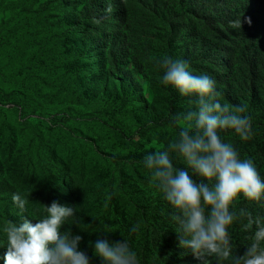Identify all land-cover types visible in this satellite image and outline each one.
<instances>
[{
	"label": "trees",
	"instance_id": "16d2710c",
	"mask_svg": "<svg viewBox=\"0 0 264 264\" xmlns=\"http://www.w3.org/2000/svg\"><path fill=\"white\" fill-rule=\"evenodd\" d=\"M18 4L22 10L17 15L0 18V92L14 97L22 113L41 109L35 99L39 91L46 105L64 107L44 118L52 128L49 143L41 142L34 152L27 148L20 152L22 173L37 190L45 192L57 181L67 196L76 194L60 170L55 150L60 142L76 147L78 107L105 119L115 133L130 134L143 143L158 140L166 147L177 138L179 128L172 125V117L194 110L196 97L182 96L161 83L164 70L158 61L165 55L184 61L189 57L194 75L215 79L223 103L247 106L252 138L242 141L232 131L222 135L241 158L253 160L264 179V0H18ZM238 19L241 28L230 27L229 22ZM83 32L88 38L79 42ZM102 73L113 75L115 85L131 74L143 86L163 88L165 114L144 121L128 85L113 92H108V85L98 89ZM4 135L0 130V144ZM100 147L90 141L89 154L104 161L107 181L73 201L80 214L62 230L82 235L80 248L89 255L88 242L109 231L110 241L129 242L140 264H199L189 250L179 247L178 225L172 220L176 210L150 186L144 158L118 161ZM155 150L152 147L150 153ZM170 158L174 167L187 168L176 153ZM20 187L11 182L0 191V222L6 220L8 204ZM240 209L264 217V201L241 196L236 211ZM245 223L246 216L229 229L234 255H242L252 242L248 237L253 232L244 230ZM134 226L137 232L131 231ZM93 264H99L98 259ZM210 264H217L215 257Z\"/></svg>",
	"mask_w": 264,
	"mask_h": 264
},
{
	"label": "clouds",
	"instance_id": "9594fccd",
	"mask_svg": "<svg viewBox=\"0 0 264 264\" xmlns=\"http://www.w3.org/2000/svg\"><path fill=\"white\" fill-rule=\"evenodd\" d=\"M229 24L241 28L240 19ZM158 64L164 70L163 85L182 96L196 97L194 110L172 117V125L179 128L177 138L166 147L157 145L143 160L150 171V186L176 210L172 220L178 225L179 247L189 250L199 264H210L212 257L217 264L228 260L232 264H264V217H253L245 209L236 211L241 196L251 202L264 201V179L253 160L241 158L222 135L232 131L242 141L252 138L247 106L223 103L215 79L209 74L194 75L184 60L165 55ZM170 153H176L187 168L174 167ZM12 201L21 212L26 211L28 201L21 194L14 193ZM43 205L46 215L42 218L24 217L19 224L7 222L3 229L7 239L5 264H93V259L99 264H140L129 242L110 241L109 231L88 242L92 249L89 255L80 248L82 235L62 230L74 217L77 205H62L55 200ZM244 216L247 223L243 228L253 232L248 237L252 242L242 255H234L229 229ZM131 231L137 232L138 226Z\"/></svg>",
	"mask_w": 264,
	"mask_h": 264
},
{
	"label": "rangeland",
	"instance_id": "374dc122",
	"mask_svg": "<svg viewBox=\"0 0 264 264\" xmlns=\"http://www.w3.org/2000/svg\"><path fill=\"white\" fill-rule=\"evenodd\" d=\"M21 10L18 0H0V18L17 15ZM73 18L78 21L76 13ZM86 38H88V33L83 32L79 36V42L85 41ZM188 58L186 57L185 61L190 65L191 61ZM99 78L100 85H97L99 90H103L105 85H108V92H113L115 87H121L123 84L128 85L132 95H134L135 109L144 121L157 119L165 114L167 97L163 88L153 87L151 84L143 86L131 74H128L124 79L121 78L124 82L118 81L119 83L116 85L113 75L102 73ZM39 92L35 94V99L40 103L41 109L36 111L30 109L24 113H22L14 97H7L6 94L0 92V130H3L5 134L4 142L0 144V191H3L2 189L11 182H19L21 186L19 194L28 201L26 211L21 212L11 199L7 207L6 220L0 222L1 264H5L4 254L7 239L3 229L8 221L19 224L24 217L29 219L42 218L46 215L43 204L50 205L55 200L62 205H73V201L80 198L83 192L96 186L102 187L105 184L108 176L107 166L101 158L89 154L90 141L97 146L98 144L101 145L103 154L118 161L126 158L142 159L151 152L152 147L159 144L158 140L152 143H143L139 141V138L136 139L130 134L115 133L109 127L108 122L106 124L105 119H100L91 110L78 107L74 113L80 123L78 138L74 141L76 147L68 148L60 142L55 150L56 158L62 166L60 170H63L68 184L72 182L71 185L75 187L76 194L70 193L67 196L57 181H54L48 190L41 192L32 185L28 177L23 175L20 152L23 148L32 149L34 152L41 142L49 143L53 138L52 128L45 125L44 118L48 114H56L64 107L46 105L44 101L39 99L42 96ZM29 122L31 125L28 124ZM61 140L64 141V139ZM15 145L17 147L15 152L10 151V149H15ZM60 193L61 197H59ZM79 214L80 212L76 209L74 217H78ZM74 217L69 218L66 224L70 225V220ZM32 222L36 223L35 220Z\"/></svg>",
	"mask_w": 264,
	"mask_h": 264
}]
</instances>
